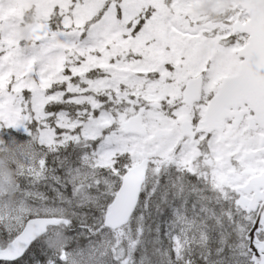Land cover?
I'll use <instances>...</instances> for the list:
<instances>
[{
	"label": "snow or ice",
	"instance_id": "obj_1",
	"mask_svg": "<svg viewBox=\"0 0 264 264\" xmlns=\"http://www.w3.org/2000/svg\"><path fill=\"white\" fill-rule=\"evenodd\" d=\"M0 264H264V0H0Z\"/></svg>",
	"mask_w": 264,
	"mask_h": 264
}]
</instances>
